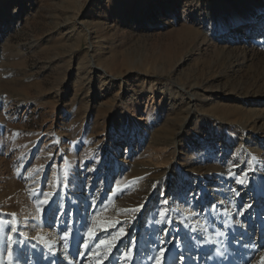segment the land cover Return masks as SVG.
<instances>
[{
  "label": "rangeland",
  "instance_id": "374dc122",
  "mask_svg": "<svg viewBox=\"0 0 264 264\" xmlns=\"http://www.w3.org/2000/svg\"><path fill=\"white\" fill-rule=\"evenodd\" d=\"M0 12V264H264L255 160L264 151V30L246 26L230 40L239 20L264 14V0H0ZM212 139L225 152L220 167L243 155L252 174L216 194L200 185L197 199L178 177L177 205L160 190L148 195L167 169L171 181L176 169L215 163L208 149L192 150ZM94 174V191L101 182L107 191L90 211L77 201ZM246 181L254 185L244 203H259L250 215L259 223L238 241L250 223L240 215ZM147 199L135 244L124 245L121 221ZM88 217L98 237L81 251Z\"/></svg>",
  "mask_w": 264,
  "mask_h": 264
},
{
  "label": "bare ground",
  "instance_id": "6f19581e",
  "mask_svg": "<svg viewBox=\"0 0 264 264\" xmlns=\"http://www.w3.org/2000/svg\"><path fill=\"white\" fill-rule=\"evenodd\" d=\"M2 20H4V14H3V12H0V21H2ZM246 26H250V28H248V29L254 30L255 32L264 30V14L255 17L253 19V21H250L249 18H245V19L239 20L236 23V26L234 27V29L236 30V33H234L232 35V37L230 38V35L229 36H226L225 35V32H224V33L220 34V36L222 37L220 39H225L226 37H229L231 41L236 42L238 36L242 33V30ZM228 33L230 34V32H228ZM254 39L255 38H251L249 40H254ZM233 42H231V43H233ZM93 68L96 71H98V72H102L104 74L106 73L105 70L103 68H101V67L94 66ZM189 96H190V98L196 99L198 95H195V94H192L191 95L190 94ZM194 101H196V100H194ZM192 103H193L192 101H187L186 102V105H187V107L185 109V114H186L185 116L186 117H189V114H191V108L190 107L192 106ZM260 120H261L260 129H264V117L260 118ZM180 130H182V128ZM180 134L181 133L179 131L178 132V136H180ZM152 136H153V134L151 135V138H152ZM121 140L126 145L131 144V138L129 137V135H126ZM136 140L138 142V146L143 143V137L141 136V133L140 132L138 133ZM210 143L213 144L215 142L212 139L211 142H208L207 141L205 144H202V146H201V143L200 144H196L192 148V150L193 151L194 150L195 151H199V153L201 152V154L204 156V154H205L204 152L208 149L210 151L209 154H214L213 156L215 157V159H214V162L215 163H212V164H209L208 163V164H206L205 167H203L202 166L203 161H202V163H199L198 162V166L196 168H192L191 170L186 171V173L183 170L181 171L180 169H176L175 170L176 173H172L174 175L172 176L171 181H169L168 179H165L164 178L165 175L166 174H170V171L172 170V168L171 169H167L166 171L163 172L164 174L158 176L156 179H153V181L149 184L150 187H151V189H152V191L148 195H151L156 190H160V192H161V194H160V200L162 202L164 200V203L165 202H171L170 200H172L171 198L173 196V193L174 192H179V189H178L177 186H180V183L178 184L179 181H177V179H178V177H180L184 181L185 180H190V181L193 182V190H191V192H190V193H192V195L191 194L190 195H191V197H195V199H197V195L195 196L194 194L196 193L197 187L199 188L200 185L201 186H205L206 185L205 187H206L207 190H209L210 192H212V194H216L215 192L217 190H220L221 192H224V189L225 188L227 189L228 186H232L233 185V184H231L232 181L236 178L235 176L238 175L239 173L243 172L244 174H248V173L249 174H252V171H254V169H252V168L255 167V166H253L247 159H245L243 155L240 156V159H238L237 161L232 162V165H233L232 167H230V168L227 167V169H225L223 167H220L219 165H220V162L222 161L221 156H224L225 152L224 151H221V152L220 151L219 152L218 151H214L213 148L216 147V149L218 148V150H219L220 149L219 147H221L222 144L221 143H218L216 145L214 144V147H212V145L209 146ZM251 144L254 145V149L258 152L259 151V148L256 147V144H259V143L253 142ZM203 147H204V149H203ZM119 149H121V147ZM236 155H238V152H235L234 153V156H236ZM210 156H212V155H210ZM257 159L259 160V162L261 161V163H260V170L262 171L264 169V151L263 150H261V152L260 151L258 152V155L255 158V160L257 161ZM246 160L248 161V163L245 162ZM204 168H206V169H210L211 168V169H213L215 171L216 170H219L218 176H215V177L213 176L212 177V176L208 175L209 177H206L205 178L201 174V171ZM252 176H256V174H254ZM98 177L99 176H96V174L92 175V178H91L90 182L88 183V187L86 188V190L83 193H80L79 194V200L77 201V203H82L83 206H86L85 204L88 203V202H90L91 203L90 211L96 205L99 207L102 204V201H103V199H104V197L106 195V191H107V187H106V185L103 182H101L98 185V189L94 191L93 188H95L96 185L98 184V181H96ZM253 179H258V177L257 176L256 177H253ZM255 181H253V183H255ZM238 185L239 184L236 183L233 186V188L234 189L237 188ZM253 185L254 184H252V181H250V182L249 181H246V182H244L242 184V187L240 188L241 190L239 192V194H240L239 199H240V202L241 203H244L245 202L244 199L247 197V191L249 189L253 188ZM198 192H199V190H198ZM200 193H201V191H200ZM93 195H94V197H93ZM199 195H201V194H199ZM201 200L202 199L199 197V202H198L199 204H201ZM174 203L171 202V204H174ZM150 205L151 204H150L149 200L147 199L146 202H145V204L143 203L141 205V208L138 210L137 213H135L133 215H130V216H128V218H126L125 220H122L121 221V224L123 226H126V230H127L126 236H125V238L122 241V243H124V245H127V243H129V242H131L132 244L133 243L135 244L136 237H137V233H138L137 230L139 229V224L138 223H140V221L143 218L142 215H143L144 211L147 210ZM175 205H177V203H175ZM260 205H261V203H260ZM164 207H165V205H164ZM258 207H259V203H256V202L254 203V201H253V203H250V204L249 203H244L243 204L242 214H240V215H242L241 218L244 217V216L248 217L247 220L250 221V223H248V224H242L240 222L241 220H238L239 223L242 224V225H244V227H245V230L243 231L244 235H243V237L241 239L238 238V241H242V239L247 238V236L250 235V233H251L250 231H253L254 230L255 224L259 220L258 219H253V220L250 219V215H251V212L252 211H256V210L258 211L259 210ZM176 209H178V208H176ZM88 215L91 216V214H88ZM193 215H195V214L194 213H191L190 214V216H193ZM240 215H239V218H240ZM197 216H198V218L203 219L205 217V214L200 212ZM197 216H196V218H197ZM175 218L178 221L180 220L179 219V215L178 216L176 215ZM198 218L193 222V224L196 225L197 227H199L200 229H202L201 220H199ZM87 219H88V221H87L88 223L84 226V231L82 232V235L80 233L79 236H78L81 239V240L78 239L79 242H81V243L78 244V245H80L79 247H80V250L81 251H83L85 249V247L87 246V244H91V243H94L95 244V239H96V237H98L97 236L98 233L96 231H93V230L88 231L87 230V226L89 224L90 218L88 217ZM192 219H194V218H192ZM257 223H259V222H257ZM168 230L169 229H165L164 232H163V235H166L167 232H168ZM179 234L184 235V232L183 231H180ZM53 236H54L53 237V244L55 246H58L59 244H62V242L59 241L60 240L59 239V235L57 236L56 234H54ZM242 243H246V241L241 242V244ZM141 247H143V246H141ZM89 254L87 256L91 257V255H89ZM93 254H92V257H94Z\"/></svg>",
  "mask_w": 264,
  "mask_h": 264
},
{
  "label": "snow or ice",
  "instance_id": "6c2138e0",
  "mask_svg": "<svg viewBox=\"0 0 264 264\" xmlns=\"http://www.w3.org/2000/svg\"><path fill=\"white\" fill-rule=\"evenodd\" d=\"M137 210H138V209H134L133 211H137ZM165 251H166V250H161L160 253H159V255H160L161 257H163ZM125 255H128V252H126ZM156 264H161V262H160L159 260H157V261H156Z\"/></svg>",
  "mask_w": 264,
  "mask_h": 264
}]
</instances>
